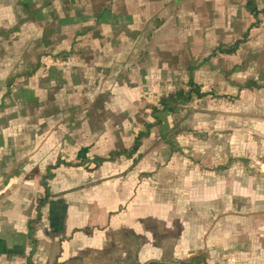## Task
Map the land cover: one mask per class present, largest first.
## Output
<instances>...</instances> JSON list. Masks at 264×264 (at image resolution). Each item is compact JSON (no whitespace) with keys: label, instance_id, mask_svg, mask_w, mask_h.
<instances>
[{"label":"crops","instance_id":"1","mask_svg":"<svg viewBox=\"0 0 264 264\" xmlns=\"http://www.w3.org/2000/svg\"><path fill=\"white\" fill-rule=\"evenodd\" d=\"M251 1L0 0V264H264Z\"/></svg>","mask_w":264,"mask_h":264},{"label":"trees","instance_id":"2","mask_svg":"<svg viewBox=\"0 0 264 264\" xmlns=\"http://www.w3.org/2000/svg\"><path fill=\"white\" fill-rule=\"evenodd\" d=\"M248 5L249 7L251 8L252 12H254L255 14H258L259 13V9L257 8L256 4H254L251 0H248ZM241 40H237L236 43H234L233 46H231L230 48H227L229 51L235 49L239 42ZM194 83L193 79L191 78L189 81H188V84L189 85H192ZM194 90L199 94V95H203L205 93H207L206 91H201L200 88L196 89L194 88ZM188 94V95H187ZM191 95V89H189L188 91H186L184 88H180L176 91H173V92H170L168 95L162 97L161 101L163 103V107H167L171 110H174L175 107L172 105V102L177 100L178 98H181V97H190ZM149 125V124H148ZM145 135V132L142 131L140 132L137 136H136V139H135V142H134V146H133V150L137 149L138 146L140 145V142H141V137ZM126 151V149L124 150ZM121 151L117 152V153H120ZM98 158H101L103 159V157L101 156H98ZM40 203H41V200H40Z\"/></svg>","mask_w":264,"mask_h":264},{"label":"built area","instance_id":"3","mask_svg":"<svg viewBox=\"0 0 264 264\" xmlns=\"http://www.w3.org/2000/svg\"><path fill=\"white\" fill-rule=\"evenodd\" d=\"M163 264H186V263L184 262H174V263L164 262Z\"/></svg>","mask_w":264,"mask_h":264},{"label":"rangeland","instance_id":"4","mask_svg":"<svg viewBox=\"0 0 264 264\" xmlns=\"http://www.w3.org/2000/svg\"><path fill=\"white\" fill-rule=\"evenodd\" d=\"M167 137V136H166ZM168 139H169V137H168Z\"/></svg>","mask_w":264,"mask_h":264}]
</instances>
